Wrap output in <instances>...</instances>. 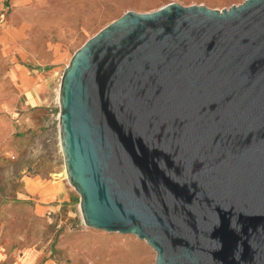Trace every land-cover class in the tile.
<instances>
[{
    "label": "water",
    "instance_id": "obj_1",
    "mask_svg": "<svg viewBox=\"0 0 264 264\" xmlns=\"http://www.w3.org/2000/svg\"><path fill=\"white\" fill-rule=\"evenodd\" d=\"M57 97L86 225L144 239L153 264H264V0L127 10Z\"/></svg>",
    "mask_w": 264,
    "mask_h": 264
},
{
    "label": "rangeland",
    "instance_id": "obj_2",
    "mask_svg": "<svg viewBox=\"0 0 264 264\" xmlns=\"http://www.w3.org/2000/svg\"><path fill=\"white\" fill-rule=\"evenodd\" d=\"M241 1L0 0V264L154 263L144 239L83 221L59 141L61 73L78 47L127 10L168 2L221 9ZM25 176L63 179L69 195L39 213Z\"/></svg>",
    "mask_w": 264,
    "mask_h": 264
},
{
    "label": "crops",
    "instance_id": "obj_3",
    "mask_svg": "<svg viewBox=\"0 0 264 264\" xmlns=\"http://www.w3.org/2000/svg\"><path fill=\"white\" fill-rule=\"evenodd\" d=\"M34 92H36V89ZM24 188L27 193L37 197L36 211L39 213L55 209V202L59 200L65 201L69 195V189L63 179H43L37 176H25ZM1 255L2 251L0 250V261ZM24 261L25 259L22 260L20 258L15 264H24Z\"/></svg>",
    "mask_w": 264,
    "mask_h": 264
}]
</instances>
